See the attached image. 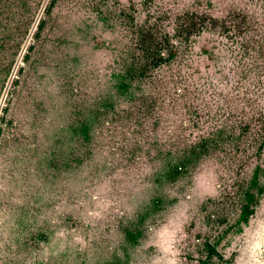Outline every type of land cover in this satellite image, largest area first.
<instances>
[{
  "label": "rangeland",
  "instance_id": "obj_1",
  "mask_svg": "<svg viewBox=\"0 0 264 264\" xmlns=\"http://www.w3.org/2000/svg\"><path fill=\"white\" fill-rule=\"evenodd\" d=\"M96 3L38 0L0 83V264H199L196 249L207 237H217L223 257L214 264H264V57L256 53L264 0H155L169 13L167 31L187 10L215 18L217 28L195 30L151 73L140 122L124 119L142 104L120 95L114 74L126 31L109 28ZM218 129L240 142L201 153L180 176L167 174L161 149ZM238 191L250 201L246 213V200L225 197ZM221 197L213 226L203 206Z\"/></svg>",
  "mask_w": 264,
  "mask_h": 264
},
{
  "label": "trees",
  "instance_id": "obj_2",
  "mask_svg": "<svg viewBox=\"0 0 264 264\" xmlns=\"http://www.w3.org/2000/svg\"><path fill=\"white\" fill-rule=\"evenodd\" d=\"M110 1L97 0L93 8L96 15L105 20L109 28L115 30L121 27L126 31L125 42L121 43V47H118L115 52L116 67L114 74L116 87L120 95L127 94L128 101L133 106L138 103L142 104L138 109L127 111L124 119L127 122L132 120L140 122L137 113L146 114L150 109V101L147 100L144 86L146 81L151 79V73L170 62L174 50L177 49L176 46L188 41L189 36L195 30L199 34L202 31L217 28L214 23L216 19L210 17L208 20L203 13H201L203 16H199L194 10H187L185 14L175 17L171 27L172 31H167L162 22L169 13L155 7V0H140L136 5L129 7H123L121 3L113 0L110 3ZM37 6L38 0H0V83H3L10 75L15 58L31 32ZM53 6L54 1L51 2L46 13H50ZM45 24V20L41 19L39 21L36 32L37 37ZM226 24V21H224L218 28L221 31H226L228 30ZM174 41L175 43H173ZM246 42L239 45L242 54L245 56L251 48L250 44ZM256 51L257 54L264 57V44L259 43ZM259 78L264 79V73L259 75ZM105 105L109 108L106 103ZM114 116L117 118L120 115L114 112ZM259 122L261 124L260 131L264 138V112L260 113ZM244 126L250 132V128L246 123H244ZM235 130H238V128ZM234 135L235 131L233 130L218 129L216 132L211 133L209 137L185 145L178 150L172 148L168 151L161 149V155L159 156H161L164 170L173 177L180 176L182 173H186L189 167L198 164L201 153L207 152L215 146H230L240 142L241 138L234 140ZM148 150V153L152 156L153 150ZM165 157H171L172 159L166 162ZM151 158L153 159L154 156ZM157 158L160 157L156 156L153 160ZM230 196L229 193L225 195L227 200L239 198L242 204L246 200L247 202L243 204L242 211L243 213L249 211L250 201L247 194H245V197L243 191H238V193L232 195L233 197ZM208 202L213 204L209 207L203 206L207 210V223H211V225L217 223L219 225L220 216L218 213L221 206L226 202L224 199L222 200V197ZM207 238L208 241L201 243L196 249L199 264H214L216 257L223 259L216 248L217 237Z\"/></svg>",
  "mask_w": 264,
  "mask_h": 264
}]
</instances>
